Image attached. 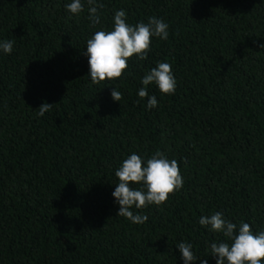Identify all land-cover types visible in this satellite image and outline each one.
I'll return each instance as SVG.
<instances>
[{
  "label": "trees",
  "instance_id": "trees-1",
  "mask_svg": "<svg viewBox=\"0 0 264 264\" xmlns=\"http://www.w3.org/2000/svg\"><path fill=\"white\" fill-rule=\"evenodd\" d=\"M71 2L0 0V41H13L0 51V264H184L180 242L194 264H215L210 244L230 241L201 216L264 230V0H98L95 26L86 0L78 15ZM120 9L132 25L163 19L168 38L92 84L86 42ZM158 62L171 64L174 94L141 84ZM156 151L177 161L183 187L133 207L147 216L134 224L116 215L115 171Z\"/></svg>",
  "mask_w": 264,
  "mask_h": 264
},
{
  "label": "clouds",
  "instance_id": "clouds-1",
  "mask_svg": "<svg viewBox=\"0 0 264 264\" xmlns=\"http://www.w3.org/2000/svg\"><path fill=\"white\" fill-rule=\"evenodd\" d=\"M88 5V19L92 25L100 23L98 10L104 5L98 0H86ZM68 12L78 15L84 10L82 0H72L66 5ZM113 28L110 31L98 30L86 42L88 57V76L92 84L118 79L128 68V60L134 55L144 60L150 51L153 37L166 40L168 38V24L161 18L149 17L147 23L139 22L135 25L127 22L124 9L115 11ZM264 47V44L259 46ZM13 41H0V51L10 54ZM155 84L160 93L171 95L176 88V80L172 73V66L167 62H158L156 67L147 72L141 84L148 86ZM113 101L119 102L122 93L112 87L110 93ZM141 99H147V108H155L158 104L154 95H149L146 87H141L137 93ZM53 104L44 102L38 108V115L44 116ZM118 183L112 192L115 202L119 205L116 215L130 220L134 224L146 222L147 216L134 214L131 209H141L149 205H161L167 201L170 194L183 187V177L176 160H169L165 155L156 151L146 161L136 153H132L122 161L115 171ZM141 185L132 188L131 184ZM199 224L209 227L210 231L222 233L229 242H212L210 255L216 258L215 264H262L264 262V230L253 233L251 226L243 221L239 226L224 218L222 212H215L211 216H201ZM184 264H194L198 257L192 250V244L180 242L175 246ZM200 264H207L201 259Z\"/></svg>",
  "mask_w": 264,
  "mask_h": 264
}]
</instances>
